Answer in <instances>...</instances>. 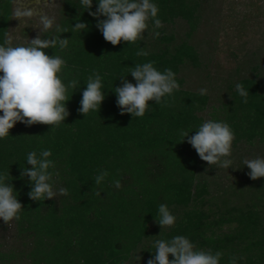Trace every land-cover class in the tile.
I'll list each match as a JSON object with an SVG mask.
<instances>
[{"label": "trees", "instance_id": "1", "mask_svg": "<svg viewBox=\"0 0 264 264\" xmlns=\"http://www.w3.org/2000/svg\"><path fill=\"white\" fill-rule=\"evenodd\" d=\"M151 2L158 6L162 26L156 28L150 19L142 40L113 46L81 0H59L56 24L68 32L60 34L53 27L40 37L69 38L66 49L44 51L66 61L59 76L65 85L79 81V88L68 89L65 106L70 115L59 127L17 122L0 139V175H7L6 182L14 186L13 194L23 206L20 219L11 220L17 244L5 249L0 243V264H147L155 255V242L175 236L188 238L194 250L220 252L219 264H230L232 257L236 264H264V177L250 179V170L239 163L235 182L220 186L212 180L219 168L202 161L181 135H194L212 120L230 126L235 136L232 149L264 145V69L255 64L249 73L228 81L226 96L217 106L208 93L184 89L183 69L199 70L203 63L192 39L207 1ZM12 3L0 0V46H30L7 38ZM97 6L98 0H92L90 11ZM177 20L187 26L183 36L167 29ZM79 21L87 29L73 31ZM140 49L148 55L137 56ZM148 62L161 73L171 69L179 90L162 98L161 104L149 101L143 117L121 115L115 93L120 78L135 84L130 71ZM94 71L101 76L105 99L98 112L84 116L78 109ZM237 84L249 91L247 103L236 91ZM43 150H51L48 159L55 164L48 169L53 190L66 188L68 195L34 201L21 171L31 168L28 153L34 151L39 158ZM229 158L233 160V152ZM101 170L109 175L97 185ZM161 204L176 217L171 227L158 224ZM11 221L2 226L3 232L9 231Z\"/></svg>", "mask_w": 264, "mask_h": 264}, {"label": "clouds", "instance_id": "2", "mask_svg": "<svg viewBox=\"0 0 264 264\" xmlns=\"http://www.w3.org/2000/svg\"><path fill=\"white\" fill-rule=\"evenodd\" d=\"M88 14L97 18L96 27L102 33L106 42L116 46L124 41L135 43L144 38V32L148 28L151 19L154 26L159 28L162 21L157 18L158 6L151 0H98L96 11H90L92 0H81ZM16 15L32 16L31 10L17 9ZM104 19H99V17ZM44 30L55 27L57 33H67V28L55 24L54 18L41 17ZM87 29L85 22H77L73 31ZM159 32L155 36H159ZM10 43V42H6ZM69 38L53 36L51 39H42L39 35L30 40V46H0V139L9 135V130L17 122L26 127L43 124L59 127V125L70 115L65 104L69 100L67 91L69 88H79V81L71 80L65 85L59 73L66 67V61L59 56H49L45 49L57 46L61 50L67 48ZM137 56H147L148 52L140 49ZM135 84L121 77V86L115 88L116 105L120 114H131L135 117H143L149 110V101L156 104L162 103V98L170 97L174 90L178 91L180 85L175 80V73L171 69H165L163 73L153 67V62L136 65L130 71ZM102 79L99 73L93 72L88 77L86 88L82 92L80 107L78 111L84 116L90 111L98 112L102 101L105 99L102 92ZM236 91L247 103L249 91L242 84L236 85ZM207 89L201 88L200 95H205ZM163 103H167L164 100ZM187 138V143L195 149L202 161L209 166L229 169L233 161L232 142L235 139L230 126L224 122L208 120L204 122L195 132L189 136L182 132ZM184 141V140H183ZM51 150H43L39 158L36 152L27 155V164L31 168L21 171V176L27 177L31 190L28 193L30 199L51 200L57 194L68 195L66 188H59L58 193L53 190L52 173L49 168L55 164L49 160ZM243 163L250 170L247 175L252 180L264 177V158L257 157L245 160ZM109 175L106 170H101L95 177V183L101 184ZM7 181V175H0V219L5 223L16 219L19 220V212L23 209L17 195H14V186ZM116 188H120L119 180L113 181ZM100 196V192H97ZM160 216L158 224L171 227L176 217L172 215L165 204L159 205ZM155 255L147 260V264H219L220 252L212 254L211 250H194L195 246L184 236H175L170 241L157 240L155 242ZM171 255L172 259H169ZM236 257H232L230 264H236Z\"/></svg>", "mask_w": 264, "mask_h": 264}, {"label": "rangeland", "instance_id": "3", "mask_svg": "<svg viewBox=\"0 0 264 264\" xmlns=\"http://www.w3.org/2000/svg\"><path fill=\"white\" fill-rule=\"evenodd\" d=\"M203 18L192 39L199 47L202 66L199 70L192 67L183 69L180 76L184 79V89L199 91L207 89L212 104L226 96L228 81L247 74L253 65L264 69V0H206ZM59 0H13L12 22L7 38L11 43L29 44L30 40L44 31L41 17L47 16L57 21ZM31 10L32 16L16 15ZM167 29L177 36H183L187 26L180 20ZM208 111H210L208 109ZM207 112V110H206ZM205 112V113H206ZM233 163L229 169L219 168L212 178L220 186L235 182L233 176L243 161L264 158V145L239 146L232 149ZM5 222L0 219V243L5 249L15 246L12 221L7 224L9 231L3 232ZM226 231V229H224Z\"/></svg>", "mask_w": 264, "mask_h": 264}]
</instances>
